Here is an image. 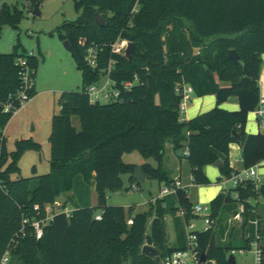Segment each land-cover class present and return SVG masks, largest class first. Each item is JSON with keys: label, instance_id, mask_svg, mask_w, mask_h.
Here are the masks:
<instances>
[{"label": "trees", "instance_id": "trees-1", "mask_svg": "<svg viewBox=\"0 0 264 264\" xmlns=\"http://www.w3.org/2000/svg\"><path fill=\"white\" fill-rule=\"evenodd\" d=\"M43 1L28 0L27 6H41ZM75 4L82 15L63 24L58 32L73 47L84 87L81 92L64 93L60 99L61 111L53 118L48 174L20 177L18 163L28 144L21 142L9 153L4 135L14 111L22 107L17 95L23 89L18 62L26 60L35 81L38 61L17 49L12 54L0 53V258L12 247L11 257L22 264H159L187 245L184 233L183 246L168 245L166 215L172 214L185 224L197 216L187 189L182 188L157 199L147 213L134 214L132 208L110 206L109 195L122 190L123 176L130 177L132 187L139 189L141 185L134 179L137 165L125 163L123 156L138 152L146 161H156L157 167L146 162L142 168L147 179L167 187L175 184L163 170L168 144L176 151L188 150L192 182L198 186L210 185L204 168L219 161V155L225 157L223 178L234 174L229 162L232 143L241 145L245 169L264 162V134H248L245 129L249 114L261 105L264 0H75ZM97 13L106 20L103 27L97 22ZM22 17L17 6H2L0 36L6 26L16 28ZM119 38L135 44L132 63L107 48L101 54L99 69L86 64L88 46L110 45ZM231 50L238 53L237 62L230 59ZM111 60L116 61L112 79L123 82L138 77L139 81L131 91L122 93L120 102L92 103L86 90L101 80ZM219 82L230 85L222 87ZM179 84L190 85L197 97L216 96L218 106L238 97L240 110L217 106L184 120L182 98L176 93ZM26 92L29 99L33 98L36 82ZM5 104L12 106L8 113L4 112ZM75 118L80 128L74 126ZM233 133L239 139L233 138ZM32 146L40 149L37 144ZM79 175L86 184L95 175L98 205L77 209L69 217L59 213L45 228L42 239L29 235L14 243L23 218L36 215L34 206L53 204L58 197L71 193ZM231 192L237 194L236 200ZM259 198H264V184L256 188L248 181L219 194L211 202L210 217L219 220L225 204L236 201L244 205L247 224L255 210L251 201ZM99 214L102 219L96 220ZM194 233L206 257L204 264H231L229 255L236 248L218 245L215 228ZM146 244L156 247L160 257L143 255ZM249 246L250 241H245L243 248Z\"/></svg>", "mask_w": 264, "mask_h": 264}, {"label": "rangeland", "instance_id": "rangeland-1", "mask_svg": "<svg viewBox=\"0 0 264 264\" xmlns=\"http://www.w3.org/2000/svg\"><path fill=\"white\" fill-rule=\"evenodd\" d=\"M27 1L0 0V8L4 5L17 6L23 12V17L16 28L10 26L4 28L0 36V53L12 54L17 49L19 52H25L36 57L38 61L35 75L37 94L23 104L5 128L6 146L9 153L15 152L21 142L28 144L18 163L20 177L22 178L39 177L50 172V137L53 118L61 111L60 99L64 93L81 92L84 87L82 71L78 68L73 54L65 48L64 41L58 32V28L63 24L75 22L82 15V10L76 8L75 0H44L40 6L41 15L34 16L35 7L27 6ZM19 94L20 92L17 93V95ZM73 122L75 127L80 128L78 118H75ZM32 144H37L40 149H34ZM123 161L127 164L146 162L138 152L124 154ZM151 162L154 163L153 160ZM163 165L167 173L170 174L169 176L171 174L174 176L173 166L169 162L166 163V161H163ZM187 168H189L188 163ZM184 180L186 182L188 180V171H185ZM123 181L124 187L122 190L111 192L109 195L111 206H123L128 210L132 208L134 214L147 213L151 210V204L161 197L162 187L157 180L148 179L140 185L137 191L134 186L132 187L127 176H123ZM79 190H81V200L84 197L83 200L87 203L98 205L95 187L83 183V187H79ZM210 194L208 185L192 186L189 196L193 199V207L200 205L209 207L211 210V202L214 199L209 198ZM55 203L47 205H54ZM64 206H61V210H75L72 200L68 201L67 208ZM260 206L264 209V199L261 201ZM220 219V226H222L220 235L221 238H224L223 232H225L228 222L225 218ZM220 219L212 220L211 227L215 228L216 231L217 222ZM165 225L168 240L171 239L173 234H178L180 229L182 233L180 232L179 237L182 238L184 233L186 239L188 232H204L208 229L203 217L191 219L188 224H185L183 220L182 223H179L172 214L166 215ZM262 230L264 234V228ZM246 233L251 237L255 236L256 227L253 225L252 219H249L247 223ZM262 233V244L264 245V235ZM218 238L216 237L217 244L221 246L230 244L238 249L241 245L236 239L221 244ZM167 243L169 245V242ZM170 247L176 248V244L171 245L170 243ZM13 249L8 247L7 251H10L12 255ZM3 256L0 258V264H2ZM234 257L239 264H255V257L251 252H245L243 255L237 253ZM10 264L22 263L17 257H11ZM124 264H130V262Z\"/></svg>", "mask_w": 264, "mask_h": 264}, {"label": "built area", "instance_id": "built-area-1", "mask_svg": "<svg viewBox=\"0 0 264 264\" xmlns=\"http://www.w3.org/2000/svg\"><path fill=\"white\" fill-rule=\"evenodd\" d=\"M130 41L126 39L119 38L115 43L110 45L99 46L92 44L86 48L85 53V62L92 69H99L101 54L105 49L109 48L113 54L125 56V52L128 48ZM82 44L85 45V41H82ZM19 65L22 68V80H23V89L18 95L21 100V105L29 100L27 90H30L34 87L35 81L33 78V71L27 65L26 60L20 59ZM116 65L115 60H111L106 69H104V75L101 80L97 83L90 85L86 93L88 94L90 101L92 103H113L120 102L121 95L124 92L131 91L138 83V77H135L132 81H123L118 82L111 78L113 68ZM176 93L181 96L182 101L180 104V113L181 116L186 113L188 106L193 100L194 89L187 84H179L176 87ZM12 109L10 104L4 105V112L8 113ZM18 110L14 111V115ZM255 114L259 120L264 121V109L262 106H259L255 110ZM1 154V149H0ZM260 164L255 165L249 169H244L241 172L234 173L229 179H227L233 186L237 188L238 186L252 181L256 188H258L262 183L260 176L258 174ZM135 190L138 188L136 186ZM176 188L187 189L184 187L180 181H176L173 187H165L162 190L164 196H168L175 193ZM61 204L55 203L54 205H45L41 207L40 205L34 206V211L36 215L34 217H25L22 220V225L19 233L13 239L14 243H17V239L26 238L29 235L34 236L37 240H40L44 236L45 228L48 227L54 220V217L59 213H65L69 217L72 212H69L67 209L61 210ZM194 215L197 217H203L208 229L212 226V219L210 217V208L204 206H196L193 211ZM181 215L184 216L185 212L181 211ZM102 216L99 214L96 217V220H101ZM133 224V220H129V225ZM191 228V227H190ZM207 229V230H208ZM245 252L253 253L255 257V264H263L264 261V250L262 244V236L257 235V237L250 242L249 249L241 248L238 251H232L231 255H236L237 253L243 255ZM202 253L198 241V237L194 232L187 233V245L184 250L175 251L170 255L162 258L159 264H204L202 262ZM11 262V252L7 251L3 258L2 264H10Z\"/></svg>", "mask_w": 264, "mask_h": 264}, {"label": "crops", "instance_id": "crops-1", "mask_svg": "<svg viewBox=\"0 0 264 264\" xmlns=\"http://www.w3.org/2000/svg\"><path fill=\"white\" fill-rule=\"evenodd\" d=\"M262 61L263 63H262L261 74H260V95H261V105L260 106H262L264 109V70H263L264 54L262 55ZM220 85L222 87H227L230 84L220 83ZM217 106H218L217 99H216V96L214 95H207L204 97L195 96L193 101L188 106L186 113L182 115V119L192 120L201 114H204L206 112L213 110ZM218 107L224 110H227V111H238L240 110L239 98L235 96L231 97L229 98L227 102L221 104ZM245 129L248 134H258V133L264 134V121L259 120L254 111L249 114ZM4 135H5V130H4ZM183 151H184V154L188 156V150L185 149ZM176 152L177 151L174 150V147L171 144H168L166 147V152H165L163 161H166V163L169 162L174 168L175 174H173L174 176H172L171 174L169 178L171 180H174L175 183L176 181H180L184 187H187L188 196H189L190 188L195 185V184H192L193 182H192V173H191L190 164L187 158L178 157L176 155ZM219 160L224 163L225 157L223 155H219ZM146 162L150 163L154 167H157L158 165L156 161H154V163H152L151 160L146 161ZM146 162L142 161L139 164H135V165H137V167H142V165L145 164ZM229 162H230V166L233 169L234 173L241 172L245 169L243 165V150L239 143H232L230 145ZM187 163L189 164V168H187ZM163 170L166 171L167 173V170L164 168V165H163ZM185 171L186 172L188 171L187 182L184 180ZM204 172L211 182L210 185H208L209 190L211 192L210 194L211 196H209L210 199H215V197H217L219 194L226 193L234 189L231 183L227 179L223 178L221 169H219L215 165H209L205 167ZM258 174L260 176L261 183L264 184V162L260 163ZM126 176L128 179H130L128 175ZM147 180L148 179H146V181ZM83 183H85L83 176L82 175L77 176L74 179L73 191L71 193L63 194L62 196L58 197L56 202H58L62 206L65 205L67 208L68 201L72 200L75 205V210L96 206V203L89 204L86 201H84L83 200L84 197H82L83 199L81 200L80 198L81 190H79V187L82 188ZM90 186L95 187V190H96L95 175L93 179L91 180ZM161 187L163 190L167 186L165 185V183H162ZM231 194H232V197L236 200L237 194L235 192H231ZM164 197L166 196L161 194L160 198H164ZM189 199L193 203V199L191 196H189ZM263 199L264 198H259L258 200L251 201V204L255 208L253 214L249 217L250 220L252 219L253 225L256 227V233H255V236L253 237H251V235H248L246 233L247 224L245 223L246 221L243 215L244 205L234 201L224 206V210L221 214V218L227 219V222H228V225L225 227V232H223L224 238H221V235H220V233L222 232V228H221L222 226H220L221 219L219 222H217V226H216L217 228L216 236L217 238L219 237L218 239L221 241V242L219 241L221 244L229 242L230 240L233 241V239L234 240L236 239V241L241 243V245L238 247V249H241L244 247L245 241L251 242L257 237V235H261V231L264 226V209L261 208L260 203ZM97 203H98V198H97ZM108 204L110 205V198H108ZM75 210H68V211L73 212ZM177 215L180 216L179 214ZM174 218L176 219V217ZM260 227L262 228L260 229ZM168 242H169V246L171 243V245L176 244V247H180L184 245L185 238L183 236L182 238H180L178 234L176 235L173 234V236L171 237L170 240H168ZM238 249H235L234 251ZM236 263H238L237 259H236Z\"/></svg>", "mask_w": 264, "mask_h": 264}, {"label": "water", "instance_id": "water-1", "mask_svg": "<svg viewBox=\"0 0 264 264\" xmlns=\"http://www.w3.org/2000/svg\"><path fill=\"white\" fill-rule=\"evenodd\" d=\"M34 16H40L41 15V12H40V5L37 4L35 6V9H34ZM97 17V22L99 23V25L101 27H103L106 23V20L104 18L101 17V15L99 13H97L96 15ZM64 46L65 48L73 53V47L71 46V44L69 43V41H64ZM136 53V46L134 43L130 42L129 45H128V48L125 52V58L130 62L132 63L133 62V58H134V55ZM239 55L238 53L235 51V50H231L230 51V59L233 60L234 62H237L239 60ZM233 138L235 139H239V135L237 133H233ZM176 155L178 157H185L187 158V156L184 154V151L183 150H178L176 152ZM216 167H218L219 169H224L225 165L222 161H217L215 164H214ZM134 179L138 182V183H145L146 179H147V175L146 173L144 172L143 168L142 167H137L136 168V171H135V174H134ZM142 254L151 258V259H157L160 257L161 253L160 251L154 247V246H150V245H144L143 248H142ZM229 263L231 264H236V258L234 257V255H231L229 257ZM202 262L205 263L206 262V257H205V254L202 255Z\"/></svg>", "mask_w": 264, "mask_h": 264}]
</instances>
